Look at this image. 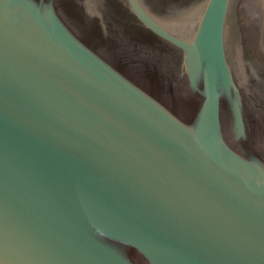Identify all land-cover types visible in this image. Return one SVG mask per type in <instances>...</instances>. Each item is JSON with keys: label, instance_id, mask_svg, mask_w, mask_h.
I'll return each instance as SVG.
<instances>
[{"label": "water", "instance_id": "obj_1", "mask_svg": "<svg viewBox=\"0 0 264 264\" xmlns=\"http://www.w3.org/2000/svg\"><path fill=\"white\" fill-rule=\"evenodd\" d=\"M238 1L0 0V264H264V0Z\"/></svg>", "mask_w": 264, "mask_h": 264}, {"label": "flooded vegetation", "instance_id": "obj_2", "mask_svg": "<svg viewBox=\"0 0 264 264\" xmlns=\"http://www.w3.org/2000/svg\"><path fill=\"white\" fill-rule=\"evenodd\" d=\"M238 2H241V0H239ZM241 10H242V9L238 10V12L241 13ZM261 19L264 20L263 16H261ZM248 45H249V44H248ZM250 47H251V46H250Z\"/></svg>", "mask_w": 264, "mask_h": 264}]
</instances>
